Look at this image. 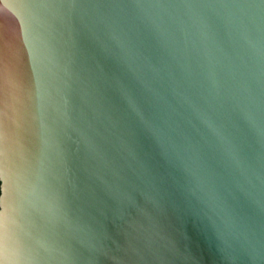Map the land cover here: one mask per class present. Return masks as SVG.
Listing matches in <instances>:
<instances>
[{"label": "water", "instance_id": "1", "mask_svg": "<svg viewBox=\"0 0 264 264\" xmlns=\"http://www.w3.org/2000/svg\"><path fill=\"white\" fill-rule=\"evenodd\" d=\"M0 264H264V0H0Z\"/></svg>", "mask_w": 264, "mask_h": 264}]
</instances>
